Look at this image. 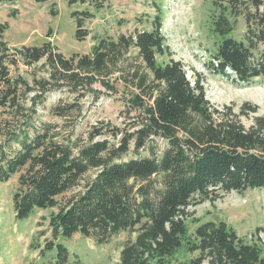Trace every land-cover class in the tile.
I'll list each match as a JSON object with an SVG mask.
<instances>
[{
    "label": "trees",
    "instance_id": "trees-1",
    "mask_svg": "<svg viewBox=\"0 0 264 264\" xmlns=\"http://www.w3.org/2000/svg\"><path fill=\"white\" fill-rule=\"evenodd\" d=\"M66 1L94 6L72 12L75 36L82 40L90 32L86 20L96 16L103 2ZM209 1L217 36L210 50L211 70L237 83L264 82V0ZM164 6L154 5L151 29L117 40L95 36L90 52L70 56L50 40L11 47L4 39L9 24L0 23V183L19 175L12 195L18 221L59 206L48 217L50 236L42 245H30L44 264L50 256L49 264H69L77 254L69 247L75 235L102 245L124 231L130 237L117 264H264L259 242L247 241L226 220H197L192 232L188 227L190 207L215 202L226 192L264 188V114L246 127L240 114L257 112V106L245 103L238 113L230 105L221 110L206 97L200 77L188 79L181 61L159 62L158 56L170 52L163 33ZM51 13L58 14L53 7ZM239 18L246 31L237 38L233 33ZM131 49L136 56L128 55ZM41 61L49 75L37 79L39 92L28 105L27 94L35 86L12 76L11 66ZM96 81L113 92L123 89L128 127L101 121L83 139L65 123L39 118L37 104L50 89L70 84L84 93ZM75 109L81 112V105L53 107L62 118ZM106 131L115 137L122 133L118 143L96 139ZM143 148H148L147 156L124 159ZM92 170L95 175L84 182ZM68 192L60 204L59 196ZM4 227L1 222L0 241ZM182 248L191 256L179 259Z\"/></svg>",
    "mask_w": 264,
    "mask_h": 264
},
{
    "label": "rangeland",
    "instance_id": "rangeland-1",
    "mask_svg": "<svg viewBox=\"0 0 264 264\" xmlns=\"http://www.w3.org/2000/svg\"><path fill=\"white\" fill-rule=\"evenodd\" d=\"M98 1H102L104 6L96 11L94 18L86 20L85 27L90 32L82 40L75 36L76 19L72 17V12L87 7L94 9L91 4L70 5L66 0L45 3L34 0L0 2V23L9 24L4 39L11 47L39 45L50 40L66 56L75 52L88 53L97 42L95 36L117 40L122 34L131 35L137 30L151 29L149 21L155 13L154 5L162 4L165 5L163 33L170 52L158 56L159 62L171 59L181 61L188 79L194 81L195 77H200L206 97L221 110L225 111L224 107L230 105L233 111L238 113L245 103L257 106V112L248 109L245 114H240V119L246 127L253 125L255 116L264 114V82L261 79L249 84L237 83L230 77L213 72L209 67L210 50L217 39L212 31L213 10L209 0H156V3H152V0ZM52 7L57 10V15L51 13ZM234 26L233 35L242 37L246 31L244 19H237ZM130 54L132 57L136 56L137 51L131 49L128 55ZM11 75L22 76L31 86H35L34 90L27 94L26 104L30 105V98L39 92L36 87L37 79L48 77L49 72L42 61L32 66L20 62L18 66H11ZM122 91L123 89L113 92L100 81H96L92 90L78 93L72 85L65 84L44 94L43 101L37 104L39 118L65 123L68 129H74L83 139L88 136L92 127L99 125L101 121L109 120L115 125L128 127L124 101L120 98ZM72 103L81 105V112L77 109L71 110L62 118L53 110L56 104L64 106ZM105 133L96 139L108 137L111 142L118 143L122 135L120 133L115 137L109 131ZM163 147L164 144L160 143L159 149ZM148 154V148H143L138 154L130 151L124 159ZM94 175L95 171H90L83 181ZM18 176L17 174L9 181L0 183V224L4 222L5 225L2 230L5 236L3 241H0V264H44L39 257V251L31 249L30 245L36 241L42 245L50 236L48 217L52 211L56 212L59 206L41 209L29 220L18 221L12 208V195L18 186ZM70 194L71 192H68L59 196L60 204ZM189 210L193 213L187 222L191 232L196 227L197 220H226L247 241L259 242L264 251V188L248 189L242 193L226 192L215 202L206 201L190 207ZM258 227H261L260 231H257ZM41 231L46 233L41 234ZM129 237L130 233L124 231L113 236L109 242L98 245L92 238L75 235L69 247L70 251L77 254H72L69 264H117L122 246ZM190 256L185 248L177 252L179 259ZM50 260L51 256L46 264H49Z\"/></svg>",
    "mask_w": 264,
    "mask_h": 264
}]
</instances>
